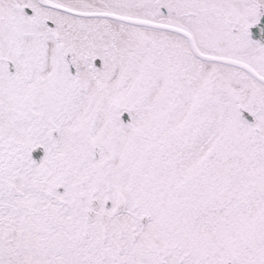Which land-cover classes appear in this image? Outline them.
<instances>
[{"label":"snow or ice","instance_id":"obj_1","mask_svg":"<svg viewBox=\"0 0 264 264\" xmlns=\"http://www.w3.org/2000/svg\"><path fill=\"white\" fill-rule=\"evenodd\" d=\"M0 264H264V0H0Z\"/></svg>","mask_w":264,"mask_h":264}]
</instances>
